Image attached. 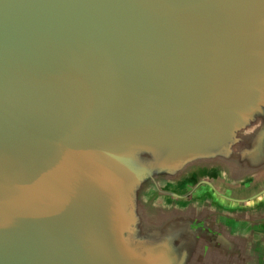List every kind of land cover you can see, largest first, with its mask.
Here are the masks:
<instances>
[{"label": "water", "instance_id": "1", "mask_svg": "<svg viewBox=\"0 0 264 264\" xmlns=\"http://www.w3.org/2000/svg\"><path fill=\"white\" fill-rule=\"evenodd\" d=\"M263 134L264 0H0V264H204L161 183Z\"/></svg>", "mask_w": 264, "mask_h": 264}, {"label": "crops", "instance_id": "2", "mask_svg": "<svg viewBox=\"0 0 264 264\" xmlns=\"http://www.w3.org/2000/svg\"><path fill=\"white\" fill-rule=\"evenodd\" d=\"M250 146L241 154L242 145L237 148L235 162H213L203 175L180 180L204 183L193 200L178 202L175 184L166 182L157 195L161 214L187 217L197 234L202 227L203 237L197 236L204 264H264V134Z\"/></svg>", "mask_w": 264, "mask_h": 264}, {"label": "flooded vegetation", "instance_id": "3", "mask_svg": "<svg viewBox=\"0 0 264 264\" xmlns=\"http://www.w3.org/2000/svg\"><path fill=\"white\" fill-rule=\"evenodd\" d=\"M162 187H166V183H161ZM203 182H197L193 179H185L177 184H175V188L172 191L174 193V198L178 202H188L189 200H193V195L195 192H198L199 194H203ZM198 194V195H199ZM172 197V196H171ZM170 199V196H168ZM202 200V198H201ZM202 202V201H201Z\"/></svg>", "mask_w": 264, "mask_h": 264}, {"label": "rangeland", "instance_id": "4", "mask_svg": "<svg viewBox=\"0 0 264 264\" xmlns=\"http://www.w3.org/2000/svg\"><path fill=\"white\" fill-rule=\"evenodd\" d=\"M138 198V197H137Z\"/></svg>", "mask_w": 264, "mask_h": 264}]
</instances>
